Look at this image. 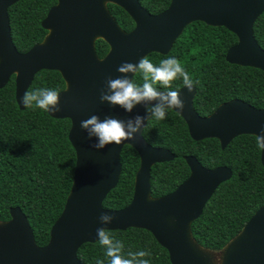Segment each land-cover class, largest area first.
<instances>
[{
    "label": "water",
    "instance_id": "water-1",
    "mask_svg": "<svg viewBox=\"0 0 264 264\" xmlns=\"http://www.w3.org/2000/svg\"><path fill=\"white\" fill-rule=\"evenodd\" d=\"M17 1L0 0V88L14 75L15 101L23 109L20 99L36 73L52 70L60 74L65 83L59 92L62 110L47 114L70 121L68 141L75 153V164L69 194L50 228L46 245H36L19 207L9 209V220L0 221V264H80L78 249L98 241L99 227L106 231L141 228L150 232L167 251L171 264H212L206 253L209 250L192 239L190 225L218 186L230 179L231 169H208L195 157L186 156L189 176L172 192L152 198L150 168L171 161L174 154L146 143L142 132L134 140L97 151L91 146L94 141L80 128V121L91 115L121 120L140 115L146 126L147 105H137L132 113H126L119 106L102 103L101 89L109 76L120 75L117 68L123 62L138 63L150 53L168 54L192 22L232 32L237 42L227 50L225 60L264 73V50L253 36V24L264 12V0H170L167 8L155 15L147 12L138 0H56L41 21V27L47 31L44 39L24 53L16 50L10 37L7 10ZM109 3L129 15L134 23L132 30L125 32L119 27L107 8ZM98 39L108 45L102 58L95 51ZM177 91L185 100V107L182 112L173 111L183 119L195 141L214 138L224 149L234 138H257L264 129V106L257 109L233 99L201 117L192 105L195 88L191 93L184 86ZM125 145L139 157L132 198L124 208L108 210L102 202L118 182L120 152ZM260 162L264 168L261 150ZM101 214L112 216V223L101 225ZM222 250V264H264V205Z\"/></svg>",
    "mask_w": 264,
    "mask_h": 264
},
{
    "label": "trees",
    "instance_id": "trees-1",
    "mask_svg": "<svg viewBox=\"0 0 264 264\" xmlns=\"http://www.w3.org/2000/svg\"><path fill=\"white\" fill-rule=\"evenodd\" d=\"M150 14H159L170 0H138ZM56 0H19L8 10L10 37L20 53L40 43L47 31L41 21ZM119 27L125 32L134 23L120 7L107 4ZM253 36L264 50V12L253 24ZM237 42L236 36L224 27L203 22L187 25L166 55L150 53L146 57L154 64L169 56L178 58L194 81L193 107L200 116H207L221 103L239 99L254 108L264 106V73L251 67L230 64L227 50ZM99 58L108 45L95 42ZM133 79L143 83L142 76ZM182 79L172 82L170 89L182 88ZM54 88L58 92L65 83L57 71L41 70L35 74L25 93L37 88ZM14 75L0 88V221L9 220V209L19 207L26 216L36 245L44 246L49 232L60 215L72 184L75 153L68 141L70 121L54 119L40 109H20L15 101ZM142 137L153 147L166 148L174 154L171 161L150 168V197L166 195L190 174L185 156H193L205 168L225 166L231 177L218 186L205 204L200 216L190 225L194 242L203 249L219 252L242 229L254 212L264 205V168L260 150L253 135H240L221 149L214 138L191 139L183 119L174 111L157 121L147 111V124ZM121 173L118 182L104 198L102 206L119 210L132 198L138 154L128 145L120 152ZM124 243V253L149 250L151 264H171L167 251L152 234L141 228L109 231ZM80 264H96L97 259L109 264L104 249L95 243H85L77 251Z\"/></svg>",
    "mask_w": 264,
    "mask_h": 264
},
{
    "label": "clouds",
    "instance_id": "clouds-1",
    "mask_svg": "<svg viewBox=\"0 0 264 264\" xmlns=\"http://www.w3.org/2000/svg\"><path fill=\"white\" fill-rule=\"evenodd\" d=\"M120 74L116 78L109 76L105 86L100 92V101L112 107L119 106L124 112L132 113L137 105H147L151 118L163 121L169 111H183L185 100L180 92L168 90L158 91L160 88L170 89L172 82L182 79L184 88L192 92L194 81L188 71L182 66L175 56H169L154 64L149 58H141L138 63L123 62L117 68ZM131 74V75H129ZM136 74L142 76L143 83H137L133 77ZM20 103L25 108L40 109L44 113H57L62 110L60 93L54 88H37L25 93ZM145 127V119L140 115L127 120L105 117L98 115L80 121V128L87 133L89 140L94 141L91 145L97 151L103 150L110 145H120L124 141L134 140ZM257 148L264 151V129L256 138ZM101 225L111 224L113 217L101 214ZM99 245L104 249L105 256L109 258V264H151L152 253L149 250L128 251L124 253V243L115 239L104 227L96 230ZM216 264H222V256L215 258ZM96 264H104V260L97 259Z\"/></svg>",
    "mask_w": 264,
    "mask_h": 264
},
{
    "label": "rangeland",
    "instance_id": "rangeland-1",
    "mask_svg": "<svg viewBox=\"0 0 264 264\" xmlns=\"http://www.w3.org/2000/svg\"><path fill=\"white\" fill-rule=\"evenodd\" d=\"M206 253H207V256L209 258V261L212 264H216V260H215L216 257L222 256V258H223V250L219 251V252L206 251Z\"/></svg>",
    "mask_w": 264,
    "mask_h": 264
},
{
    "label": "flooded vegetation",
    "instance_id": "flooded-vegetation-1",
    "mask_svg": "<svg viewBox=\"0 0 264 264\" xmlns=\"http://www.w3.org/2000/svg\"><path fill=\"white\" fill-rule=\"evenodd\" d=\"M178 90H179V89H178ZM176 91H177V90H176ZM161 92H164V91H161ZM195 92H196V91H195ZM194 96H195V95H194ZM193 99H194V97H193ZM192 105H193V100H192ZM147 108H148V107H147ZM147 108H146V115H147V111H148ZM193 108H194V107H193ZM194 110H195V109H194ZM172 111H173V110H172ZM213 111H214V110H213ZM213 111H212V112H213ZM195 112H196V110H195ZM212 112H211V113H212ZM175 113H176V112H175ZM196 113H197V112H196ZM211 113H210V114H211ZM176 114H177V113H176ZM197 114H198V113H197ZM210 114H208V115H210ZM198 115H199V114H198ZM208 115H207V116H208ZM199 116H200V115H199ZM201 117H205V116H201ZM146 124H147V122H146ZM189 156H191V155H189ZM185 157H186V156H185ZM184 159H185V158H184ZM189 172H190V171H189ZM180 184H181V183H180ZM180 184H179V185H180ZM179 185H178V186H179ZM176 188H177V187H176Z\"/></svg>",
    "mask_w": 264,
    "mask_h": 264
}]
</instances>
